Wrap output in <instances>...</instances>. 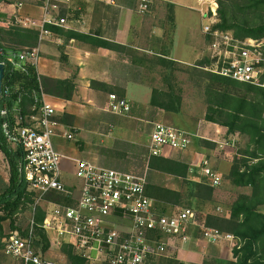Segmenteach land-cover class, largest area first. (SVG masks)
Returning <instances> with one entry per match:
<instances>
[{"label":"built area","instance_id":"2783aa9c","mask_svg":"<svg viewBox=\"0 0 264 264\" xmlns=\"http://www.w3.org/2000/svg\"><path fill=\"white\" fill-rule=\"evenodd\" d=\"M109 1L115 3L116 0ZM73 2L45 0L40 20L20 21L24 26L40 30L39 44L32 49L9 52L7 59L0 60V67L4 71L7 66L25 71L32 66L39 73L41 45L51 35L46 25L67 27L68 15L55 18L52 13ZM150 2L141 0L138 11L146 13ZM21 6L19 3L18 7ZM199 6L205 21L203 33L212 37L206 47L211 64L204 69L264 88V37L239 39L230 32L213 31L217 0H199ZM0 53H3L2 49ZM8 96V90H4L2 84L0 99ZM48 97L41 85L34 91L33 114L28 125H20L21 117L13 122L7 106L0 108V128L14 146L21 148L23 156L19 170L27 190L35 196L29 231L23 234L16 230L6 239V255L21 264H54L34 247L37 207H42L46 213L43 228L52 242L58 247L64 243L72 244L89 264H145L149 257L164 256L170 241H187L195 228L209 244L237 245L234 234L208 227L206 222L200 223L194 208L161 211L155 200L146 194L147 174L124 172L89 159H78L73 172L78 182L68 184L65 174L70 170L64 166L65 156L54 143L60 128L59 111ZM107 109L119 115L128 114L130 104L113 93ZM65 136L73 138L70 133ZM192 143L193 136L187 132L157 123L150 135L148 160L153 155H162L166 148L183 151ZM235 143L236 140H232L231 144ZM203 174L210 185L222 184V176L209 160L203 162ZM56 193L65 195L69 203H58L49 198L50 194Z\"/></svg>","mask_w":264,"mask_h":264},{"label":"trees","instance_id":"16d2710c","mask_svg":"<svg viewBox=\"0 0 264 264\" xmlns=\"http://www.w3.org/2000/svg\"><path fill=\"white\" fill-rule=\"evenodd\" d=\"M3 1L6 0H0V3ZM40 1L44 4L45 0ZM217 2V17L212 26L213 31L230 32L239 39L264 37V0H217ZM104 8L103 2L96 3L93 16L95 23L101 20ZM173 10V5L170 4L166 21H174ZM65 15L66 10L61 16ZM6 17L5 13H0V18L6 19ZM46 28L53 33L63 35L67 40L75 39L81 44L88 45L93 50L104 48L125 51L134 65L139 64L145 67L146 62H150V69L155 65H161L164 69V87L153 88L150 106L163 111L180 113L183 97L175 84V71L178 64L174 59L167 57L169 55L164 56L155 52L154 57L148 60L144 55H140L137 49L102 39L96 33L85 34L53 25H46ZM39 37V29L24 26L15 19H11L6 26L0 25V49L3 50V53H0V60L7 59L11 51L20 52L38 46ZM205 40L209 44L212 37L206 36ZM209 64L211 61L207 56L201 59L195 67L189 69L190 78L204 87L207 105L205 119L225 127L227 136L239 134L246 139L244 146L234 156L226 177L233 186L250 187L252 192L238 196L231 205L229 216L214 213L207 215L208 227L232 233L237 238L238 242L233 250L235 259L216 257L194 264H264V210L261 209L264 205V88L204 69ZM40 85L46 94L65 100L72 99L77 91V84L72 79L49 78L38 73L32 66L25 71L7 66L4 71L3 89L8 90L9 96L0 99V108L7 106L13 122L21 117L20 125H28L30 116L33 114L34 91H38ZM110 90L122 98L125 96L124 91L116 87H110ZM132 105H139L144 110L146 108L136 102H132ZM128 114H134L132 107ZM64 116L57 117V120L65 122ZM11 144L0 128V151L7 156L10 165L8 179L0 171V264H21L6 255L5 241L16 230L23 234L28 233L35 204L34 193L27 190L25 178L19 170L23 156L22 150ZM201 144H206V141H202ZM211 145L214 146V144ZM148 166L153 172L170 174L184 180L188 178L190 171L189 165L162 155L151 156ZM215 188L206 179L190 180L185 194L150 182L148 179L146 194L155 200L161 211H166L170 206L182 205L185 199L189 201L190 205L187 207L190 208H194L192 205L195 202L212 201ZM49 198L58 203H69L63 194H50ZM45 215L42 207H37L34 247L42 256L52 246L50 237L43 228ZM59 250L66 258L64 264H89L72 244L64 243ZM145 264L186 263L174 255L170 258L152 256Z\"/></svg>","mask_w":264,"mask_h":264},{"label":"rangeland","instance_id":"374dc122","mask_svg":"<svg viewBox=\"0 0 264 264\" xmlns=\"http://www.w3.org/2000/svg\"><path fill=\"white\" fill-rule=\"evenodd\" d=\"M153 1L154 0H151L149 6L150 8L146 13H140L137 7L133 18L135 25L131 28V37L128 39L129 44L138 47L140 49V51L138 50L139 54L144 55L145 57H147L148 60L149 58L154 57L155 52H159L161 55L166 56L164 53H162V51L168 53L171 52L167 46L171 44L173 38L174 41L178 43V41L182 37H184V24L178 22L177 26L173 27V29L175 30L173 36H171V32L169 31L168 33H166L167 36L166 40L164 41L166 47L161 45L162 43L159 33L160 30L163 28V25H161L162 23H159L160 20H156L151 14L152 6L154 3ZM19 3H22V6L20 8L18 7ZM91 3L92 0H74L73 4L69 7L63 6L58 10H55L52 14L53 17L59 18L62 17V12L66 10V15L69 16L70 22L78 21V23L85 24L87 22L86 15L89 14L88 6H90L91 8ZM43 5L44 4H42L40 0L3 1L2 3H0V13H5L7 17L6 19L0 18V25H8L11 19H15L18 22L24 20H40L43 16ZM166 8L168 9V5L166 6ZM194 19L196 21L192 22L191 24L197 25L198 22L196 16H194ZM200 21H202V19H200ZM69 23L67 24L68 27ZM201 29L202 25L199 28V30L202 32ZM169 33L170 38L168 39ZM50 39L51 36L47 37L45 41H48ZM206 47L207 42L205 40L203 56L201 59L208 55ZM40 57L42 58V51L40 52ZM167 57L170 58V56ZM201 59L191 61L190 64H184L175 60L178 64L177 70L175 71V84L176 89L182 94L183 97L182 109L180 113H169L180 114V116H177L179 118L182 116H189V111L192 110L191 105L193 104V100L196 104L195 111H200V113L203 114V104L205 106L206 113L207 105L205 102L204 87L197 84L195 80H191L189 73V69H191L193 66L195 67V65ZM154 61L156 62V59H154ZM130 62L131 59L129 63ZM149 64L151 63L146 62L147 66L144 67L139 66V64L134 65L131 62V65L133 66H131V68L129 69L130 75L135 79H140V83L147 86L151 90H153L154 87H164L163 67L161 65H155L151 67L152 69H150ZM40 67L41 63L39 64V68ZM72 78L71 79L75 81L76 76H73ZM75 83L79 85L77 81H75ZM78 90L75 92V94L78 92ZM143 94L144 95L139 96V98L146 99V93ZM96 100H98V102L94 105H91L88 103L89 98H84L83 95H80L76 96V100L73 103L74 108L78 111L79 120L77 121V125L74 121L75 118L69 122L71 124L69 125L68 130L69 133L73 135V138L66 140V144L68 146L77 148L81 152L82 159H93L94 156L103 157L110 156L113 154L120 157L124 156L125 165H127L126 168L128 169V171L137 174H147L149 181L155 179L160 185H164L166 187L182 191L185 194L187 193V183L190 180L201 181L206 179L203 174V162L204 160H209L213 169L222 176L223 182L221 185L215 188L214 199L212 201H207L204 203H193L192 206L198 212L200 223L207 222V215L209 213H214L221 216H229L231 205L238 198V196L240 194H251L252 189L250 187H235L226 177L230 171L234 156L246 143V139L240 136L239 134H232L238 135L236 143L234 145L225 147L221 146V143L223 142V144H225L226 142L224 141H228L229 137L231 136H227L226 133L220 139V143H212L201 138H195L193 145L191 144V147H189L187 151H191L192 153L194 152L195 154H197L196 152H201V146H205L209 147L212 150V153L211 151H208L203 154L201 153L202 157L204 155L206 156L203 157L201 162L199 159L200 157L198 156V164L196 165H190L186 162L181 161L189 165L190 167L188 178L184 180L183 178H177L170 174L152 172L148 166L150 135L152 133L155 123L162 121L159 119L160 117L158 116V112H163V110L151 106V108H153L152 110L155 112H150L147 115H138L141 119H137L136 117L131 118V115L123 117L114 115L111 112H104V110L102 109L103 107H100V105L105 102V99L99 98ZM96 117L97 121H95ZM104 120L117 121L120 122L119 124L121 126L125 125V137L123 136L122 129L115 130V132H108L106 130L107 126H104ZM219 126L223 127L221 125ZM128 129H136V131L138 132L136 134H133ZM202 141H206V144H201ZM211 144H214V146H212ZM114 151L115 153H112ZM123 152H125V155L122 154ZM164 155L166 157L175 159L186 155V153L180 150L166 149L162 156ZM211 159L214 161V164H212ZM66 166H68L69 169L71 168V165L68 163H66ZM191 168H194L195 170L191 172ZM197 170L199 171L197 172ZM0 171L4 175V177L8 179V177L10 176V165L7 156L1 151ZM71 179H73V177H71ZM206 181L208 182L207 179ZM189 205V201L185 199L182 205L170 206L168 210H179ZM261 209L264 210V205L261 206ZM169 244L170 245L168 251L164 254L163 257L170 258L176 255V257L180 261H183L186 264L201 263L204 259H212L216 257L223 259H235L233 255V250L236 245H234V243H224L220 245L209 244L200 234V231L196 228L192 229L190 237L189 239H187V241L175 239L170 241ZM56 249L57 245L53 243L51 250L56 251ZM13 260L16 263H19V261L15 259Z\"/></svg>","mask_w":264,"mask_h":264},{"label":"crops","instance_id":"0c3cea01","mask_svg":"<svg viewBox=\"0 0 264 264\" xmlns=\"http://www.w3.org/2000/svg\"><path fill=\"white\" fill-rule=\"evenodd\" d=\"M98 1L103 2L105 4V8L103 10L101 20L93 23L95 5ZM140 1L141 0H116L115 3H111L109 0H92L91 8L87 5L89 9V14L86 15L87 22L85 24H81L78 23V21L70 22V19H68V23L70 22L69 27L67 26L68 28L65 29L85 34L96 33L102 39L114 41L122 46H131L140 51L138 47L129 44L128 40L131 37V28L135 25L133 20L134 13ZM153 2L155 4L153 3L151 14L153 18L160 20L159 23H162L161 25H163V28H160L162 31L160 30L159 33L162 46H165L164 41L166 40V33L169 31L171 32V36H173L175 31L173 27L177 26L178 22L184 24V37H182L178 43H176L173 38L171 44H167V47L171 52L168 53L161 50L162 53L169 55L170 58L184 64H190L191 61L201 59L203 56L204 41L206 36L204 35L202 29V32L199 30L201 25L203 28L204 23L203 16L199 10V0H154ZM170 4L173 5L174 9L173 11L175 17L173 22L166 21L168 13L166 6H169ZM194 16H196L198 22L197 25L191 24L196 21ZM200 19H202V21H200ZM49 36H51V39L44 41L41 45L42 58L40 61L41 67L38 68L39 73L49 78L61 80L71 79L73 76H76L75 81L79 84L77 85V90L80 89L70 100H65L54 95H48V99L59 107V116L66 115V117L64 116L65 122H60L58 135L54 137V143L57 150L65 156L63 160L65 164L64 166H66V163L71 165V170L69 169L70 172L65 174L66 182L68 184H74L78 182L73 175L76 165L75 163L76 160L82 159V155L77 148L66 144V140H68V138H66L65 135L69 133L68 124L70 123H68V121L70 122L75 118L74 121L77 125V121L79 120L78 111L73 106L76 96L83 95L84 98H89L88 103L91 105L98 102L96 99H105V102L101 104L100 107L102 106L104 112L109 113L111 111L106 108H108L110 102V95L114 93V91L110 90V87H116L121 91H124V98L128 100L130 110L131 107L133 109L134 114L130 117L141 119L139 118L140 115H147L150 112H155L149 105L152 90L140 83V79H135L130 75L129 69L133 65H131V62L129 63L130 58L125 54V51L104 48L93 50L89 46L81 44L75 39L67 40L61 34L51 32V35ZM169 36L170 33L168 35V39L170 38ZM93 81L94 84L92 85ZM143 93H146V99L139 98V96L144 95ZM132 102L146 106L145 110L139 105L131 106ZM192 103V110L189 111V116H182L179 118L177 116H180V114H173L164 111L158 112V116L160 117L159 119L162 121L157 123L172 125L187 132L193 136V143L195 138H201L212 143H220V139L225 135L226 129L205 120V106L203 104L202 107L204 112L202 114L200 111H195L196 104L194 103V100ZM111 113L123 117L130 115ZM72 116H74V118H72ZM95 121H97V117ZM104 123V126H107L106 130L108 132H115V130L122 129L123 136L125 137V125L121 126L119 124L120 122L110 120H104ZM128 130L133 134L138 132L136 129ZM234 139L237 141L238 135H231L228 141H224L226 142L225 144H223V142L221 143V146H231L232 140ZM183 151L186 155L175 159L186 162L190 165L198 164L197 160L199 157L201 162L203 157L206 156L204 155L202 157L201 153L203 154L208 151H211L212 153V150L205 146H201V152H196L197 154L187 151V149ZM112 153H115V151ZM122 154L125 155V152ZM89 160H92L104 167L114 168L124 172H131L126 168L127 165H125L124 156L120 157L115 154L103 157L94 156L93 159ZM212 164H214L213 160ZM68 166H66V168L70 167ZM193 170L195 169L191 168V172H193ZM198 171L199 170H197V172ZM71 177H73L74 180L71 179ZM150 182L159 184L155 179ZM50 240L53 244L54 242H52L53 240L51 237ZM59 248L60 247L57 246L56 251H53L51 250V246V249L45 253L44 257L52 261L54 264H64L66 262V258L63 254H61Z\"/></svg>","mask_w":264,"mask_h":264},{"label":"water","instance_id":"95a60500","mask_svg":"<svg viewBox=\"0 0 264 264\" xmlns=\"http://www.w3.org/2000/svg\"><path fill=\"white\" fill-rule=\"evenodd\" d=\"M3 78H4V69L3 67H0V92L2 91Z\"/></svg>","mask_w":264,"mask_h":264}]
</instances>
